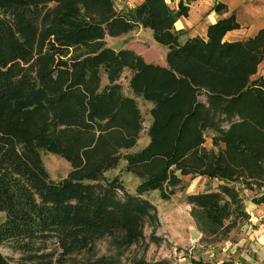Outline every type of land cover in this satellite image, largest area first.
Wrapping results in <instances>:
<instances>
[{
	"label": "trees",
	"instance_id": "obj_1",
	"mask_svg": "<svg viewBox=\"0 0 264 264\" xmlns=\"http://www.w3.org/2000/svg\"><path fill=\"white\" fill-rule=\"evenodd\" d=\"M190 1L116 11L113 0H0V246L23 258L0 253V264H51L42 253L49 241L59 249L54 264L71 254L85 255L78 264H113L94 255L95 241L107 238L115 251L144 241L145 225L158 224L144 194L168 200L188 175L216 179L185 195L201 239L248 217L241 188L264 202V76L256 73L264 26L227 39L239 26L228 12L204 35L186 36L174 23ZM212 8L227 9L218 0ZM138 27L166 47L163 64L104 42ZM136 99L151 104L148 142L129 151L144 121ZM40 149L68 163L65 176L49 178ZM119 161L139 180L132 190L105 176Z\"/></svg>",
	"mask_w": 264,
	"mask_h": 264
},
{
	"label": "rangeland",
	"instance_id": "obj_2",
	"mask_svg": "<svg viewBox=\"0 0 264 264\" xmlns=\"http://www.w3.org/2000/svg\"><path fill=\"white\" fill-rule=\"evenodd\" d=\"M139 1L113 0V5L116 11H124ZM166 1L171 7L174 5L173 0ZM104 42L114 49L130 45L139 51L144 60L164 63L166 47L154 41L152 32L149 29L138 27L118 36H105ZM121 81L123 91L127 93L126 83L123 80ZM136 101H138L144 121L139 139L129 151L139 149L148 142L146 130L150 122L148 109L151 104L142 99H136ZM207 145H209V141H207ZM39 154L50 179L57 180L68 172V163L59 156L42 149L39 150ZM114 174H118L127 190H132L135 184L139 182L138 179L124 171L122 161H119L115 168L105 172L107 177ZM183 180L184 187H182V190H176L175 194L168 200L160 199L158 191H150L144 194L156 206L158 217V224L155 228L149 224L145 225L144 241L131 245L126 249L115 251L107 238H101L95 241L94 255L96 257L113 258V264H140L138 261H142L145 264H189L192 259H201L211 264L220 261H230L234 264L242 262L244 264V261L247 260V258H244L245 252H248V249L254 246L253 241L248 240L246 236L251 232L252 228L248 222L247 224L245 223L247 218L239 220L224 236H213V238L207 240L201 239L202 233L190 215L191 206L186 203L185 195L212 188L216 183V179L188 175L184 176ZM249 194L250 192L245 188L239 190V196L246 213L251 204ZM1 218L2 213H0V220ZM191 231H196L197 235L191 237ZM150 235H154L159 241H151ZM0 253L11 260H23L20 253L14 251L7 244L0 246ZM42 253L50 254L51 264H54L53 261L58 257L59 249L55 247V243L49 241L45 243ZM83 257H85L84 254H71L64 256V259H66L67 264H73V259L78 264L77 261L83 259ZM45 258H47L46 255L42 257V259Z\"/></svg>",
	"mask_w": 264,
	"mask_h": 264
},
{
	"label": "crops",
	"instance_id": "obj_3",
	"mask_svg": "<svg viewBox=\"0 0 264 264\" xmlns=\"http://www.w3.org/2000/svg\"><path fill=\"white\" fill-rule=\"evenodd\" d=\"M173 1L172 8L175 9L180 0ZM182 1L185 2L186 0ZM214 1L216 0L190 1L187 4L188 15L178 18L174 23V28L184 30L186 36L204 35L208 22L214 21L228 12L234 13L235 18L239 21V26L224 32V37L227 39H237L238 37L251 35L257 28L264 26V0H218L226 3L227 9L222 12H216L212 8ZM119 48H129L139 53L130 45ZM256 73L264 76V53ZM247 216L245 223L248 222L252 228L246 236L248 240L253 241L254 246L248 249V252H245L244 258H247V260L244 261V264H264V202L255 204L251 201ZM239 264H242V262H239Z\"/></svg>",
	"mask_w": 264,
	"mask_h": 264
},
{
	"label": "water",
	"instance_id": "obj_4",
	"mask_svg": "<svg viewBox=\"0 0 264 264\" xmlns=\"http://www.w3.org/2000/svg\"><path fill=\"white\" fill-rule=\"evenodd\" d=\"M197 235L196 231H191V237H195Z\"/></svg>",
	"mask_w": 264,
	"mask_h": 264
}]
</instances>
